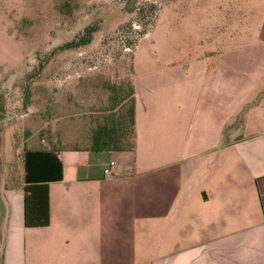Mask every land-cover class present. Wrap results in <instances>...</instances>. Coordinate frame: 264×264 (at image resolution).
I'll return each instance as SVG.
<instances>
[{"label":"crops","instance_id":"1","mask_svg":"<svg viewBox=\"0 0 264 264\" xmlns=\"http://www.w3.org/2000/svg\"><path fill=\"white\" fill-rule=\"evenodd\" d=\"M204 55L134 66V149L59 151L49 226H25L24 172L0 175V264H264V54Z\"/></svg>","mask_w":264,"mask_h":264},{"label":"rangeland","instance_id":"2","mask_svg":"<svg viewBox=\"0 0 264 264\" xmlns=\"http://www.w3.org/2000/svg\"><path fill=\"white\" fill-rule=\"evenodd\" d=\"M126 2L0 0V175L18 183L26 151L90 149L102 128L130 149L135 65L145 75L216 49L264 54V0H140L137 14ZM91 25V45L61 49ZM261 74L246 107L264 93Z\"/></svg>","mask_w":264,"mask_h":264},{"label":"trees","instance_id":"3","mask_svg":"<svg viewBox=\"0 0 264 264\" xmlns=\"http://www.w3.org/2000/svg\"><path fill=\"white\" fill-rule=\"evenodd\" d=\"M140 0H127L126 11L129 14H137L141 11L137 4ZM155 8V7H154ZM156 10V8H155ZM97 26L87 27L73 42L67 43L61 49L75 50L87 47L92 44L96 34L99 32ZM132 107L130 110V123L134 136L130 149L118 146V136L113 132L100 129L94 136L92 149L132 151L135 147V110L134 93L132 86ZM61 150H29L24 153V206L25 226L27 228H44L50 225V198L48 183L62 180L63 165L58 153Z\"/></svg>","mask_w":264,"mask_h":264},{"label":"built area","instance_id":"4","mask_svg":"<svg viewBox=\"0 0 264 264\" xmlns=\"http://www.w3.org/2000/svg\"><path fill=\"white\" fill-rule=\"evenodd\" d=\"M115 165H116L115 162H111L108 165H106V168L104 170V173H105L106 176H110L111 175L112 170H113Z\"/></svg>","mask_w":264,"mask_h":264}]
</instances>
